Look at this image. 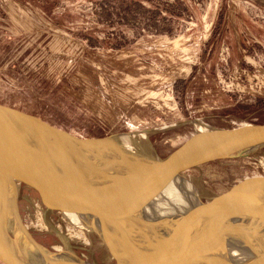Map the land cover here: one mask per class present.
I'll return each instance as SVG.
<instances>
[{"label": "rangeland", "instance_id": "374dc122", "mask_svg": "<svg viewBox=\"0 0 264 264\" xmlns=\"http://www.w3.org/2000/svg\"><path fill=\"white\" fill-rule=\"evenodd\" d=\"M0 103L79 137L135 135L147 153L203 124L264 121V0H0ZM256 175L264 146L176 178L203 199ZM19 206L47 249L109 262Z\"/></svg>", "mask_w": 264, "mask_h": 264}, {"label": "water", "instance_id": "95a60500", "mask_svg": "<svg viewBox=\"0 0 264 264\" xmlns=\"http://www.w3.org/2000/svg\"><path fill=\"white\" fill-rule=\"evenodd\" d=\"M19 125L41 138L64 140L70 149L51 153L53 160H48L46 155L39 157L44 153L40 142L33 141L26 133L22 140L15 137L18 130L15 127ZM117 135L120 134L79 137L0 103L2 263L98 264L68 259L39 243L21 219V198L39 215L51 218L58 228L62 229L64 224L69 235L105 248L109 254L107 264H175L170 255L182 254V247L175 248V244L184 240H196L199 247L197 255L185 252L190 259L198 256L203 245L208 247L207 264H264V246L246 259H234L224 254L213 238L224 226L215 230L194 219L207 212L228 218L230 226L243 230L252 226L264 228V175L237 180L227 189L203 199L199 197L178 211L165 206L153 215L146 212L159 192L176 177L202 165L263 147L264 121L203 124L164 153L137 152L129 147L120 151L108 148L111 137ZM93 144L106 147L108 154L97 156L95 153L93 158ZM116 215L125 219L120 228L117 225L121 217ZM171 215L174 216L169 219ZM142 216L153 220L144 222L139 218ZM157 219L163 221L157 222ZM75 222L94 224L98 235L82 236L67 227ZM165 230L167 239L163 245L158 244L156 238ZM150 242L152 245L147 244ZM187 256L184 260L188 262Z\"/></svg>", "mask_w": 264, "mask_h": 264}, {"label": "bare ground", "instance_id": "6f19581e", "mask_svg": "<svg viewBox=\"0 0 264 264\" xmlns=\"http://www.w3.org/2000/svg\"><path fill=\"white\" fill-rule=\"evenodd\" d=\"M15 128H18L16 136H15L17 139H19V140L24 139L25 137H24L23 133H26V135L32 137L33 141L40 142V144L43 146V148H42L43 150L41 152H44V153L39 154V157L44 158V155H46L45 157L48 158V160H50V159L53 160L54 157L51 156V153H54L56 151L57 152H59V151L65 152V150L67 148H68V150L70 149L69 148L70 145L68 143H66V141H64V140L41 138V136L36 134L34 131L25 130L20 125L18 127H15ZM143 136H144V134H143ZM110 140L111 141H110V144L108 145V148L111 146V148L114 147L116 150L120 151L122 149L129 147V148L133 149L134 151H137V152L140 151L138 149V147L136 146L135 135L120 134V135H117V137H111ZM92 149L94 152L93 153L94 156H92L93 158H95V153H97V156H99L100 153L102 155H104V154L107 155L108 150H109V149L107 150L106 147H100L99 145H97V147H95V144H93ZM48 154H50V155H48ZM43 158H40V159H43ZM93 161H94V159H93ZM87 163H89V162H87ZM180 177H182V176H180ZM198 199L199 198L191 192L188 185H186L181 180L175 178L159 192L158 196L151 203L150 207L146 209V212L148 213V215H150V214L153 215L156 212H160L161 207H165V206H168L170 208V210L175 209V211H178V209H180V207L181 208H182V206L185 207V205L190 204V203H194ZM174 215H171V217L169 219H172ZM116 217H121V216L116 215ZM139 218H141L144 222H146V220L152 219V218H150V216H142ZM221 218L222 217H220L219 215L209 214L207 212H202L199 215L194 217V219H197L200 222L202 221L201 224L203 223V225L207 226V228H211V229L216 230V229L224 226V228L218 229L213 235V238H214L215 242L217 243L219 249L224 254H226V255L234 258V259L242 260V259H246L247 257L253 255L254 251H256L257 249L264 246V228L259 227L260 229H258L257 226H252V227L248 228L247 230H243L240 228L230 226L231 224L229 225V223H231V222H230V220H228V218H224V219L223 218L221 219ZM157 220H159L157 222L163 221L162 219H157ZM124 221H125V219L123 217H121L120 220H118L119 223H118L117 227L118 228L122 227V223H124ZM7 224L9 227H11L9 225V224H11L10 222H7ZM102 224L105 226V222ZM8 226H7V228H8ZM72 226L74 229H76V231L85 232V230H87V231H96L97 232V229H96L94 224L92 225V224H87V223L85 224L83 222H75L72 224ZM104 226H100V228L104 227ZM169 231H172V230L169 229ZM165 234H168V232H166V230L162 231L161 235H159L156 238V241L158 242V244L165 243V240L167 239ZM168 236H171V235H168ZM196 242H197L196 240H193V241L184 240V241H180V243L175 242L176 243L175 248L182 247L183 250L181 252L182 254L176 255V254H174L175 252L173 253V251H174V249H173V251H172L173 255H170L172 258L171 262H173L175 264H187L189 262H190L189 264H207V260L209 259L208 258V252H207L208 247L203 246V245H202L201 252L198 254V256L195 257L196 259L195 258L190 259L191 258V257H189L190 255H197L196 249L199 247L197 246ZM147 244L152 245L151 242L147 243ZM187 250H188V254L190 253V255H188V256H187V254H185V252ZM65 253L62 254L63 257H66L68 259L74 258L73 255L70 256V255H66ZM67 253L69 254L70 252H67ZM172 253H170V254H172ZM186 256L190 259V261L187 262L186 260H184L186 258ZM194 260H196V261H194Z\"/></svg>", "mask_w": 264, "mask_h": 264}]
</instances>
